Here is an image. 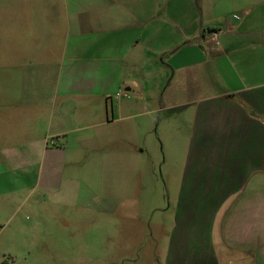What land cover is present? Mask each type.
I'll return each mask as SVG.
<instances>
[{
  "label": "crops",
  "instance_id": "crops-1",
  "mask_svg": "<svg viewBox=\"0 0 264 264\" xmlns=\"http://www.w3.org/2000/svg\"><path fill=\"white\" fill-rule=\"evenodd\" d=\"M8 1L0 9V255L27 252L20 219L12 226L8 216L33 211L48 226L91 212L88 178H117L118 162L141 179L147 156L155 178L143 148L157 137L179 145L184 161L162 264H264V0ZM31 16L62 28L61 59L49 68L27 58L12 72L4 37L15 26L25 35ZM138 185L135 199L118 195L119 207L137 208L126 223L141 222Z\"/></svg>",
  "mask_w": 264,
  "mask_h": 264
},
{
  "label": "rangeland",
  "instance_id": "rangeland-1",
  "mask_svg": "<svg viewBox=\"0 0 264 264\" xmlns=\"http://www.w3.org/2000/svg\"><path fill=\"white\" fill-rule=\"evenodd\" d=\"M8 2L10 1L0 0V9L2 4L6 5ZM27 19L30 25L25 35L20 34L18 27L15 26L14 30L11 29V32L5 35L6 41L4 37V42H7L10 48L2 50L1 57L9 60V69L12 72H16L20 63L27 58L33 59L36 56V60H40L49 68L61 59L64 39L62 28L59 33L58 30L55 31L51 27L49 16H31ZM64 20L65 18H59L60 23ZM31 37L33 39H29ZM3 67L6 65H0V68ZM49 68L44 67V70L47 71ZM114 102L116 101H113V104ZM157 115H160L161 121L163 114L155 116ZM109 119H111L110 109ZM102 145L106 150L115 148V144L107 140ZM117 147L120 153L122 144L119 140ZM123 151L126 152V149ZM143 152L146 155L148 153L152 158L154 165L149 171L155 175V178L148 177L147 156L143 157L142 168L146 171L143 172L141 179L131 175L127 167L123 166L119 169L120 162H118L117 178L102 173L90 176L88 183L93 192L92 203L97 204V208L91 212L74 210L73 216L67 218L60 216L57 225L48 226L39 224L35 220L33 211L8 216L12 226H15L13 223L20 219L18 229L27 237L20 243L27 248V252L25 255L5 253L4 256L0 255V260H6L9 264H162L163 252L160 243L169 231L168 225L170 224L171 227L174 222L181 179L179 171L184 166V161L182 165V158L179 156L180 153L182 154L180 146L167 139L162 141L153 137L151 143L144 144ZM74 179L82 184L83 179L86 178L76 176ZM138 184L143 186L138 208L142 217L141 222L126 223L125 221L137 208H133L131 202H125L126 205L123 203L119 207L118 195L123 194L127 197L123 201L135 199L133 188L139 186ZM110 193L117 196V201L114 202L115 212L109 210L112 201ZM158 193L166 198L165 202H157ZM154 195L155 200L150 205L147 200H152L151 196ZM129 233L132 234L131 238H118L119 234ZM10 243L17 244V242ZM4 248L10 250L7 244Z\"/></svg>",
  "mask_w": 264,
  "mask_h": 264
},
{
  "label": "built area",
  "instance_id": "built-area-1",
  "mask_svg": "<svg viewBox=\"0 0 264 264\" xmlns=\"http://www.w3.org/2000/svg\"><path fill=\"white\" fill-rule=\"evenodd\" d=\"M212 37L216 38V32H212Z\"/></svg>",
  "mask_w": 264,
  "mask_h": 264
},
{
  "label": "trees",
  "instance_id": "trees-1",
  "mask_svg": "<svg viewBox=\"0 0 264 264\" xmlns=\"http://www.w3.org/2000/svg\"><path fill=\"white\" fill-rule=\"evenodd\" d=\"M3 264V263H2Z\"/></svg>",
  "mask_w": 264,
  "mask_h": 264
}]
</instances>
